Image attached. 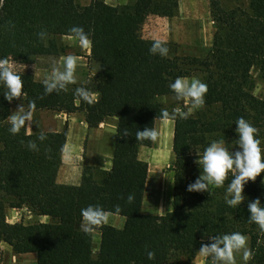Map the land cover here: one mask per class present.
Listing matches in <instances>:
<instances>
[{"label": "trees", "instance_id": "trees-1", "mask_svg": "<svg viewBox=\"0 0 264 264\" xmlns=\"http://www.w3.org/2000/svg\"><path fill=\"white\" fill-rule=\"evenodd\" d=\"M248 1L247 10H228L222 0H210L215 31L211 48L200 58L179 56L176 46L167 42V57L151 55L153 40L142 36L147 16L172 18L180 0H130L121 6L105 0H91L87 6L76 0H3L0 58L57 55L55 37L67 36L71 27L79 26L92 40V59L101 64L97 78L81 85L100 94L91 105L76 101L73 93L81 86L45 94L43 82L36 81L32 72H18L27 106L34 102L35 110L84 112L89 127H98L109 117L118 123L111 169L87 166L80 185L59 184L67 128L44 132L43 142L39 133L28 134L26 127L10 134V105L19 98L9 103L0 85V242L16 254H36L37 264H165L172 254L196 258L201 243L208 242L201 231L206 236L238 231L251 237L252 263L264 264V243L259 244L264 232L248 221V203L260 191L264 172L245 184L243 194L249 199L235 208L217 201L215 195L204 197L203 192L187 190L192 154L202 152L213 140L238 138V118L259 129L264 149V100L252 93L251 76L254 69L264 74V0ZM41 31L47 32L44 39L38 35ZM197 72L208 86L204 106L220 110L212 117L198 113L175 121L173 208L162 216L144 214L149 166L139 152L153 141H137L136 132L156 126L164 108L159 98L172 94L170 82ZM29 140L37 143L38 151L28 150ZM231 179L230 173L224 187ZM129 194L134 196L131 203ZM260 202L264 205V199ZM96 204L113 212L118 205V215L126 223L123 229L106 224L98 229L101 243L94 256L93 234L80 230V210ZM8 205L31 207L51 222L10 224ZM148 251L155 253L153 260L148 259Z\"/></svg>", "mask_w": 264, "mask_h": 264}, {"label": "clouds", "instance_id": "clouds-1", "mask_svg": "<svg viewBox=\"0 0 264 264\" xmlns=\"http://www.w3.org/2000/svg\"><path fill=\"white\" fill-rule=\"evenodd\" d=\"M38 35L44 39L47 32L41 31ZM67 38L77 42L82 49H90L92 46L89 33L79 26L71 27L68 30ZM149 52L151 55L167 57L169 49L161 38L154 37ZM78 61V56L68 54L62 57V66L53 62L50 74L43 81L45 94L67 91L69 85L75 84ZM15 65L16 63L9 58H0V85L3 86L4 98L9 103L24 95L23 82ZM168 87L172 93V99L177 102L178 106L171 111L167 108L161 109L159 119L165 124L177 119H188L194 111L202 108L205 104L208 86L199 78L177 77L169 83ZM73 94L77 102L82 101L89 105L97 100V94L83 86L75 88ZM34 111V102H30L27 108L21 104L7 118L10 123L9 133L17 135L22 128L30 126L33 122ZM235 125L238 136L235 144L239 150H230L226 147L225 140L219 139L213 140L202 152H196L198 159L194 162L201 169V174L187 188L189 192H210V187L213 186L222 188L231 173L232 179L225 191V203L233 208L245 201L243 194L245 184L255 181L264 172V149L261 147L259 129L243 117L238 118ZM125 135H128L127 132ZM158 136L159 132L155 127L136 132L137 141L145 139L156 141ZM37 138L43 142L47 136L41 131ZM26 147L30 151H38V145L33 140H29ZM127 200L131 203L134 196L129 194ZM120 212L121 208L118 205L114 212L105 210L99 204L88 205L80 210V230L86 235L94 234L101 226L109 222L110 217L118 215ZM248 212L250 213L249 223L256 224L261 232H264V205L261 204L260 199L248 203ZM207 240V243H201L198 252L201 256L210 258L211 264H236L237 254H241L244 264H248L253 259V251L248 246L247 237L238 231L222 235H208ZM147 256L149 260H153L155 253L148 251Z\"/></svg>", "mask_w": 264, "mask_h": 264}, {"label": "rangeland", "instance_id": "rangeland-1", "mask_svg": "<svg viewBox=\"0 0 264 264\" xmlns=\"http://www.w3.org/2000/svg\"><path fill=\"white\" fill-rule=\"evenodd\" d=\"M76 1L81 6H87L91 2V0ZM2 3L3 0H0V7ZM222 4L224 8L228 10L237 7L242 10H247L249 7L248 0H222ZM166 21L168 24H157L156 28H158L160 32L162 31V33L167 34V43H171L176 46L177 55L200 58H204L207 55L212 46L213 34L215 31L211 15L210 0H180L179 8L175 16L172 18H166ZM148 22L149 20L145 19L142 24V36H145V34L149 32L146 30ZM162 29L165 30V32ZM55 41L58 44V54H74L76 56L86 57V50L80 48L77 42L62 36L55 37ZM10 60H13L16 63L15 69L17 72H32V66L36 61L34 57H11ZM24 65H26L25 68ZM84 76H86V83L90 82L89 72L87 70L84 71ZM251 76L254 81L252 93L256 97L264 100V74L258 69H254ZM193 77L199 78L203 81V74L200 72H197L187 78ZM159 102L169 111L178 106L177 102L172 99V94L159 98ZM219 110V107L216 106H203L202 108L194 111L191 116H196L198 113H205L208 117H212L216 115ZM174 126L175 121L167 124L161 122L160 120L157 121L155 128L159 132L158 139L153 141L151 147L144 149L142 154V157L149 166L148 188L145 192L143 200L144 210L152 213L153 215H165L173 208L175 174L173 168L175 165V155L172 152L171 147L173 146ZM162 131L165 132L164 137L161 136ZM237 139L238 138L233 137L231 141L225 142L226 147L230 150L232 149L233 151L239 150L235 144ZM161 151L163 152V155H159ZM196 152L201 151L196 150L192 154L191 168L189 170L190 183H193L201 174V169L194 162L198 159ZM173 157L174 160L172 161ZM170 175H172L173 178V187L168 192L166 186H168ZM229 176L230 174L228 177ZM209 191L210 192H203L204 197L215 195L217 201H225L226 187L216 188L213 186L210 187ZM247 199L249 198L245 196V200ZM251 199H264V183H261L260 191L254 198L251 197ZM6 214L7 216H11L10 218L14 222L13 225L42 223V219L32 208L29 207L17 209L12 205H9L6 210ZM200 236L204 241H208L205 232L201 231ZM245 236L248 239V246L251 248V237L249 235ZM100 243L101 239H93L94 256H97ZM262 243H264V241L259 242L260 245ZM196 258L197 261L194 262ZM196 258L189 260L185 256H181L179 253L172 254L165 264H211L210 258H205L199 254ZM0 264H37V257L36 254H16L7 243L0 242ZM236 264H244L241 254L236 255ZM248 264H253L252 260L249 261Z\"/></svg>", "mask_w": 264, "mask_h": 264}, {"label": "crops", "instance_id": "crops-1", "mask_svg": "<svg viewBox=\"0 0 264 264\" xmlns=\"http://www.w3.org/2000/svg\"><path fill=\"white\" fill-rule=\"evenodd\" d=\"M129 1L130 0H105V2L111 6L125 5L128 4ZM146 19L149 20L146 26V30H148L149 32L143 37L145 39L151 40H153L154 37H158L161 38L164 42H168V39H166L167 34L162 33V31L160 32L159 29L156 28L157 24H168L166 18L150 15L147 16ZM163 31L165 32V30ZM85 50L86 57L78 56L79 61L75 73L76 83L70 86H81L86 84V76H84L85 70L89 72L90 81L95 80L101 71V64L91 57V48ZM64 56H66V54L34 57L36 61L32 66V73L35 80L38 82H43L45 78L50 74L52 63L56 62L58 65L62 66V57ZM25 67L26 65H24V68ZM94 93L97 94V100H99L100 94L98 92ZM25 100V97L22 96L16 102H13L10 105V115L15 112L21 104H23L25 108H27ZM117 123L118 121L116 118L109 117L106 118L104 122H102L98 127H89L86 122V115L84 112L66 114L63 112L50 110H35L33 115V122L30 126H26V130L28 134H32L39 133L41 131L62 132L65 128H67L68 137L65 146L66 150L64 149L62 155V165L58 171L57 182L63 185L77 186L81 184L83 170L85 167H100L105 170L111 169L116 144ZM161 136H165L164 131L161 132ZM147 148L149 147H142L139 152V158L143 161H145V159L142 157L143 150ZM171 149L173 152V146L171 147ZM159 155H163V152L161 151ZM173 160L174 157L172 161ZM172 187L173 178L172 175H170L168 186H166L168 192ZM147 188L148 179L146 190ZM24 208H26V206ZM142 213L153 215L152 213L146 212L144 210V202L142 206ZM10 217L11 216H7V221L11 224H14ZM39 217L42 219V223L51 222V218L48 216ZM125 223L126 219L124 217L113 215L112 217H110L109 222L106 225L112 226L117 229H123ZM93 239H101L100 230H97L93 234ZM196 261L197 258L196 260H194V262Z\"/></svg>", "mask_w": 264, "mask_h": 264}]
</instances>
